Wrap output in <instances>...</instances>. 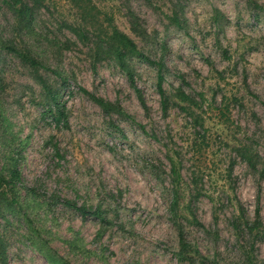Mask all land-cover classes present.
I'll use <instances>...</instances> for the list:
<instances>
[{
	"label": "rangeland",
	"instance_id": "1",
	"mask_svg": "<svg viewBox=\"0 0 264 264\" xmlns=\"http://www.w3.org/2000/svg\"><path fill=\"white\" fill-rule=\"evenodd\" d=\"M151 1L167 13L177 9L184 29L171 26L146 0H29L34 13L22 29L0 1V45L24 49L58 73L40 71L60 90L70 122L69 129L55 127L44 114L47 95L34 71L0 48V167L8 155L18 158L23 184L40 196L25 208L32 224L0 205V264H49L36 245L52 248L69 264H181L170 214V149L188 183L194 172L203 176L206 194L194 208L206 230L187 226L189 241L210 261L249 264V243L232 226L234 197L250 219L259 201L264 222V181L234 147L250 144L264 159V0ZM85 7L104 25L110 16L143 52L166 63L167 92L179 88L183 76L184 90L206 95L212 105L204 106V127L177 109L164 117L157 71L147 64L132 63L148 110L113 60L95 68L93 35L80 39L71 30ZM207 60L223 77L212 75ZM81 88L119 103L134 120L106 114ZM221 108L230 126L222 124ZM21 194L26 202V191ZM59 198L100 209L112 224L83 218ZM254 254L264 264V242Z\"/></svg>",
	"mask_w": 264,
	"mask_h": 264
},
{
	"label": "trees",
	"instance_id": "2",
	"mask_svg": "<svg viewBox=\"0 0 264 264\" xmlns=\"http://www.w3.org/2000/svg\"><path fill=\"white\" fill-rule=\"evenodd\" d=\"M0 1L6 4L11 10L16 17L17 25L20 28L26 29L29 27L31 24L30 19L34 13V5L32 6L29 3V0ZM146 1L148 4L155 7L163 19L168 21L171 26L177 30L184 29L185 23L182 21L177 9H173L170 13H167L160 9V7L155 6L151 0ZM78 18L81 20V23L78 22L77 25L71 26V30L80 39H87L89 33L93 35L94 39L92 41L93 46L91 47V50L95 68L99 61L106 59L113 60L127 76L130 86L135 91L142 107L145 110H148L145 96L137 85L135 68L132 63L137 61L147 64L157 71V90L161 99V109L164 117H168L172 109H177L186 119L204 127L203 114L206 113L204 111V106L212 105L211 101L204 93L194 94L184 90L183 86L187 84V82L183 76H178L181 86L171 93L167 92L164 88V83L166 74L170 71L166 63L163 60H154L143 52L134 39L114 24L113 19L110 16L107 15L105 17V23L107 25H104L91 14L88 8L85 7ZM82 22L85 25H83ZM0 48L20 58L24 64L34 71L35 78L47 95L48 106L44 110V114H48L57 129H69V115L66 106L60 101V90L50 85L48 81L41 76L40 71L51 72L55 75H58V73L42 65L40 61L30 54V52L24 49L19 50L8 46L7 44L0 45ZM223 54L225 57H228L227 51H224ZM207 62L213 76L223 77V72L219 71L210 60H207ZM66 84L67 80H63V87L66 86ZM80 90L106 114H116L120 117L134 120L132 116L124 111L119 103L113 104L108 102L84 88H81ZM227 100L228 99H225V102L223 101L225 106ZM236 101L238 100L236 99ZM219 111L220 115L225 120L222 124L230 126L231 119L225 113V109L221 108ZM139 127L143 132L147 133L145 126L139 125ZM234 150L237 156L246 163L248 168L252 172L258 174L261 181H264V159L261 157L260 153L253 146L246 143H239V145L234 147ZM58 152L59 150H57V153ZM167 160L170 165L168 177L170 179L172 194L170 206L171 221L178 236L179 250L176 253L177 260L181 264H218L217 262L210 261L208 258L204 257L199 249L188 239L187 226L206 230L204 224L198 219L194 208V202H196V200L202 195L205 196L206 194L204 192V187L201 185L203 176L200 173L194 172L191 182L188 183L183 177V164L178 153L170 149L169 153H167ZM19 163L18 158L13 155H8L4 165L0 167V205L4 209L21 214L28 224H32V221L25 212V208L30 206L31 202L38 201L40 196L37 193V190L27 188L23 184ZM22 190L26 191V202L22 201ZM209 198L217 211L218 206L214 198L210 195ZM234 200L238 213L237 215H234L232 226L237 237L245 240V244L247 242L249 243L250 251L247 253L249 264H258L256 263L257 258L255 257L254 252L256 251L257 244L264 242V222L261 216L259 201L255 209V217L254 219H250L246 209L237 197H234ZM58 202L66 208L78 212L83 218L92 216L97 218L103 225L112 224V221H110L108 216H106V214L100 209L93 211L68 199L59 198ZM2 204L4 206H2ZM36 246L40 254L49 264H69L52 248L42 245ZM3 253V242L0 235V255Z\"/></svg>",
	"mask_w": 264,
	"mask_h": 264
}]
</instances>
